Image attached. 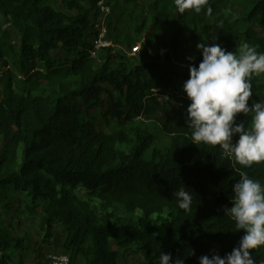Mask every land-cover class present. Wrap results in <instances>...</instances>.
<instances>
[{
  "label": "trees",
  "instance_id": "16d2710c",
  "mask_svg": "<svg viewBox=\"0 0 264 264\" xmlns=\"http://www.w3.org/2000/svg\"><path fill=\"white\" fill-rule=\"evenodd\" d=\"M101 1L0 0V17L19 37L15 48L0 25V204L22 193L20 213L38 217L45 246L60 230L69 264H119L111 240L144 264H159L161 252L184 264L213 253L224 257L244 235L224 212L233 185L240 171L264 184V162L234 166L218 146L192 143L191 101L180 90L189 68H168L157 50L176 55L180 36H187L197 67L202 42L237 56L245 43L264 53V0H209L199 14L178 13L175 0H127L126 24L134 32L109 21L107 40L129 50L140 41L144 46L135 59L103 47L96 60L87 34ZM56 2L74 14L57 11ZM59 52L65 57L53 54ZM251 84L249 104L264 101V73ZM99 119L110 132L96 130ZM236 122L247 127L250 117L238 114ZM181 187L193 195L189 213L177 207ZM82 197L142 216L114 222ZM26 249L0 223V264ZM251 252L264 264V246Z\"/></svg>",
  "mask_w": 264,
  "mask_h": 264
},
{
  "label": "clouds",
  "instance_id": "9594fccd",
  "mask_svg": "<svg viewBox=\"0 0 264 264\" xmlns=\"http://www.w3.org/2000/svg\"><path fill=\"white\" fill-rule=\"evenodd\" d=\"M209 5V0H175L178 13L191 10L197 14ZM211 11L210 6L207 9ZM202 53L198 67L191 64L189 79L182 90L191 101L187 108L186 124L191 130L192 143L211 145L233 165L251 168L264 162V101L252 98L251 80L264 73V53L245 43L237 56L219 44L199 43ZM191 62L193 57H187ZM164 102L169 98L164 96ZM250 117V123H237L238 114ZM238 136L235 142L233 137ZM232 206L224 209L225 215L235 223L236 230L244 235L232 251L221 257L213 253L199 258V264H256L251 250L264 246V184L240 171V179L233 185ZM177 207L185 213L192 211L193 195L184 187L175 193ZM159 264H184L170 253L161 252Z\"/></svg>",
  "mask_w": 264,
  "mask_h": 264
},
{
  "label": "rangeland",
  "instance_id": "374dc122",
  "mask_svg": "<svg viewBox=\"0 0 264 264\" xmlns=\"http://www.w3.org/2000/svg\"><path fill=\"white\" fill-rule=\"evenodd\" d=\"M116 1L118 2L116 4ZM133 3H138V0H131ZM53 7L60 12H63L69 16L73 15V12L66 11L62 8L59 2L53 4ZM100 13L98 16L91 15V21L93 23L92 30L87 34V40L90 42L91 46H95L98 43L103 47H113L110 41L107 40V28L106 25L110 21L112 24L119 23L121 28H125L128 32L133 33V25L131 23L126 24L127 17V0H102L100 3ZM0 25L6 32L4 39L10 43L13 47L17 48L19 37L14 29H12L8 24H5L4 19L0 17ZM187 36H180V46L176 52V55L169 54L166 58L169 50H157L160 56V62L166 64L168 68H176L181 73H184L195 59L194 53L186 48ZM144 46V41L137 42L132 45L129 49L125 47L115 46V50L126 54L128 57L135 59L140 53L141 47ZM151 52H156V46L150 48ZM104 52L102 48L97 51L93 58L99 60V56ZM59 58H64L65 55L61 52L53 53ZM187 57H193L190 62ZM185 82V81H184ZM181 83L180 90H182ZM2 84L0 83V96H1ZM158 92V91H156ZM179 96L173 99V102L178 101ZM159 99H163L160 95ZM79 104L84 109L83 104L78 100ZM96 130L101 132H110L109 129L105 127L102 121L99 119L96 122ZM1 150V146H0ZM22 193H11L8 199L0 204V223L5 229L9 230L10 233L16 237L24 240V244L27 247L25 252H17L12 256V262L8 264H49L46 256L49 253H59L62 251L61 243L63 240L62 233L56 227L52 232V240L49 246L42 244V233L39 230L38 217H29L25 213H20ZM86 200L91 209L95 212L97 216L110 215L114 222L126 223L128 221L137 222L141 218L142 214L140 212H129L124 207L120 205H110L105 206L104 203L98 201L95 198L82 197ZM8 204V207L5 205ZM111 247L117 252V262L119 264H144L139 256H136L130 252H122L120 248L117 247L113 240L110 241Z\"/></svg>",
  "mask_w": 264,
  "mask_h": 264
},
{
  "label": "built area",
  "instance_id": "2783aa9c",
  "mask_svg": "<svg viewBox=\"0 0 264 264\" xmlns=\"http://www.w3.org/2000/svg\"><path fill=\"white\" fill-rule=\"evenodd\" d=\"M101 2L98 3V6H100ZM93 48L94 51L90 52L92 57H94L95 53L99 51L100 48H103V46L98 43ZM46 259L48 260L49 264H69V256L63 250L59 253H49L46 256Z\"/></svg>",
  "mask_w": 264,
  "mask_h": 264
}]
</instances>
